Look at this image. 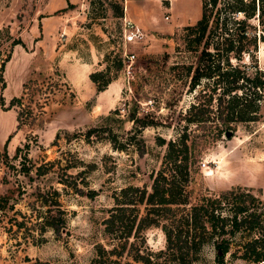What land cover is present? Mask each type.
<instances>
[{
  "label": "rangeland",
  "instance_id": "1",
  "mask_svg": "<svg viewBox=\"0 0 264 264\" xmlns=\"http://www.w3.org/2000/svg\"><path fill=\"white\" fill-rule=\"evenodd\" d=\"M64 1L0 0V61L10 50L0 72V264H97L92 259L96 243L107 241L102 219L112 193L126 184L149 188L164 151L156 136L175 137L194 97L185 67L172 64L195 60L184 47L183 27L199 16L200 0H70L65 7ZM64 12L69 17L58 18ZM123 14L144 34L127 46L134 53L128 72L119 44L112 56L120 67L112 66L111 83L96 91L88 73L105 68L106 42H120ZM65 22L71 28L62 32ZM64 37L71 49L60 46ZM12 39L22 44L11 46ZM257 47L264 68V35ZM28 77L16 125L18 107L6 105ZM131 109L155 124L138 130L127 118ZM91 126L98 129L85 140L81 134ZM108 128L123 148L112 146ZM229 130L202 150L191 184L213 191L244 185L264 199V121ZM140 234L150 248L163 246L158 226ZM212 252L203 246L194 264H212ZM224 264L264 260L226 254Z\"/></svg>",
  "mask_w": 264,
  "mask_h": 264
},
{
  "label": "trees",
  "instance_id": "2",
  "mask_svg": "<svg viewBox=\"0 0 264 264\" xmlns=\"http://www.w3.org/2000/svg\"><path fill=\"white\" fill-rule=\"evenodd\" d=\"M263 35L264 0H200L199 16L183 27L184 47L195 53V60L172 64L185 67L193 100L174 138L156 136L164 151L149 188L126 184L112 193V205L102 219L107 241L96 243L92 259L97 264H194L207 244L213 250L212 264H224L226 254L256 263L264 260V199L259 193L244 185L213 191L191 184L199 171L200 154L208 144L238 122L264 121V68L258 66L256 56ZM17 43L22 44L20 39L10 41L11 46ZM9 56L10 50L0 61V72ZM113 58L108 53L105 68L88 73L96 91L111 81L106 75L110 68L120 67ZM29 80L21 83V94L12 95L6 105L18 107L16 125ZM112 111L119 112L116 108ZM137 112L131 109L127 118L138 130L155 124ZM97 129L91 126L81 135L88 140ZM108 131L112 146L123 148V142L116 145L114 133L110 128ZM36 171L40 172L39 166ZM74 189H78L76 184ZM151 225L158 226L163 235V246L157 249L146 245L140 234Z\"/></svg>",
  "mask_w": 264,
  "mask_h": 264
},
{
  "label": "built area",
  "instance_id": "3",
  "mask_svg": "<svg viewBox=\"0 0 264 264\" xmlns=\"http://www.w3.org/2000/svg\"><path fill=\"white\" fill-rule=\"evenodd\" d=\"M120 20V45L121 49L119 56L125 70L128 72L130 64L134 58V53L127 49V46L131 43L139 41L143 36V31L141 27L132 21L130 18L126 17L125 14L119 17ZM63 32V31H62ZM203 164V163H201Z\"/></svg>",
  "mask_w": 264,
  "mask_h": 264
},
{
  "label": "crops",
  "instance_id": "4",
  "mask_svg": "<svg viewBox=\"0 0 264 264\" xmlns=\"http://www.w3.org/2000/svg\"><path fill=\"white\" fill-rule=\"evenodd\" d=\"M70 5L71 3H70V0H65L64 1V3L62 4V6H67V5ZM68 14L66 13V12H64L63 14H60V15H58V18H62V19H64V20H66V18H68L69 16H67ZM98 18H102V17H97V19ZM66 24H65V26H64V28H62V31H65L66 32V30H67V28L68 27H70L71 28V24H70V22L68 23V22H65ZM68 23V24H67ZM70 28H69V30H70ZM104 34V33H103ZM120 38V37H119ZM70 41H68V39H67V37H64V39L63 40H61L60 41V46H66V48H68V47H71L70 45V43H69ZM87 42H89V44L92 46V47H95L96 45H95V42H94V39H92V40H88ZM106 44H107V47L105 48V53L108 55V53H110L109 54V56H111V55H113V54H115V52L117 51L118 52V50H119V47L118 46H120L119 44H120V42H119V40H115V43L113 42V40L111 41H107L106 42ZM15 45V44H14ZM54 46H55V44H54ZM68 49H71V48H68ZM74 51H76V48H72ZM119 55V54H118ZM109 83H111V82H109ZM9 95H11V94H9Z\"/></svg>",
  "mask_w": 264,
  "mask_h": 264
},
{
  "label": "water",
  "instance_id": "5",
  "mask_svg": "<svg viewBox=\"0 0 264 264\" xmlns=\"http://www.w3.org/2000/svg\"><path fill=\"white\" fill-rule=\"evenodd\" d=\"M224 135H229L230 134V130L228 129V130H226V131H224V133H223Z\"/></svg>",
  "mask_w": 264,
  "mask_h": 264
}]
</instances>
